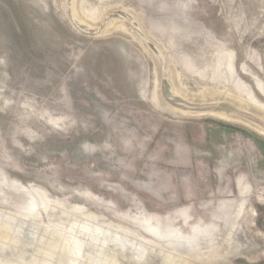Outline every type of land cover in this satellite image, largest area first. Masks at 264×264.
I'll use <instances>...</instances> for the list:
<instances>
[{
    "label": "rangeland",
    "instance_id": "1",
    "mask_svg": "<svg viewBox=\"0 0 264 264\" xmlns=\"http://www.w3.org/2000/svg\"><path fill=\"white\" fill-rule=\"evenodd\" d=\"M0 264H264V0H0Z\"/></svg>",
    "mask_w": 264,
    "mask_h": 264
}]
</instances>
